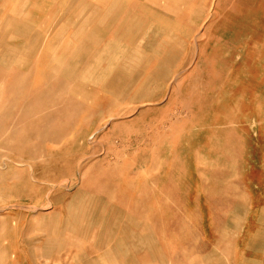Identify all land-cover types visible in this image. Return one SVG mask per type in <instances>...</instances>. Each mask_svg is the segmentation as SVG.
I'll return each mask as SVG.
<instances>
[{
  "label": "rangeland",
  "instance_id": "rangeland-1",
  "mask_svg": "<svg viewBox=\"0 0 264 264\" xmlns=\"http://www.w3.org/2000/svg\"><path fill=\"white\" fill-rule=\"evenodd\" d=\"M203 14L179 31L190 38H178L162 81V61L144 65L137 54L120 71L96 64L106 78L79 80L76 93L24 77V63L0 65V222L52 211L79 187L144 180L178 190L182 225L193 212L194 225L204 211L231 225L240 216L264 258V0H209Z\"/></svg>",
  "mask_w": 264,
  "mask_h": 264
},
{
  "label": "crops",
  "instance_id": "crops-1",
  "mask_svg": "<svg viewBox=\"0 0 264 264\" xmlns=\"http://www.w3.org/2000/svg\"><path fill=\"white\" fill-rule=\"evenodd\" d=\"M208 1L0 0V65L14 69L12 65L24 63V77L47 80L49 88L57 80L60 89L62 84L76 93L82 88L79 80L106 78L92 73L96 64H102L99 70L118 65L120 71L119 64L134 62L137 54L144 65L162 61L157 77L162 81L177 62L178 38H190L178 36V16L188 23ZM147 9L155 14L148 28ZM171 27L177 36L163 48L171 45L174 52L166 58L155 50L159 57L153 59L148 45L158 47L161 29ZM111 182L61 195L49 212L7 215L0 222V264H264L258 238L241 229L240 216L231 225V216L213 210L206 217L204 211L202 222L194 225L193 212L191 222L182 225L176 220L177 189H163L161 183L148 189L144 180L136 187L115 188L119 184ZM191 195L185 193L187 207Z\"/></svg>",
  "mask_w": 264,
  "mask_h": 264
},
{
  "label": "bare ground",
  "instance_id": "bare-ground-1",
  "mask_svg": "<svg viewBox=\"0 0 264 264\" xmlns=\"http://www.w3.org/2000/svg\"><path fill=\"white\" fill-rule=\"evenodd\" d=\"M127 1V0H126ZM198 1V0H197ZM207 2V1H206ZM237 3V2H236ZM222 4V3H221ZM220 4V5H221ZM124 5H125V3H124ZM215 5V4H214ZM137 6V5H136ZM211 8V7H210ZM216 8V7H215ZM129 9H131V8H129ZM204 9V8H203ZM125 10V9H124ZM205 10V9H204ZM210 10V9H209ZM131 11V10H130ZM134 12V11H133ZM146 16H145V19H146V25L148 24V23H151V24H153V22H151L154 18H155V14L154 13H150L149 12V9H147L146 10ZM204 12H202L201 14H203ZM229 15V14H228ZM127 16H128V14H127ZM203 16H204V14H203ZM130 17H131V14H130ZM182 16H178V18H181ZM227 17V16H226ZM137 18V17H136ZM191 18H192V15H190V17H189V20H190V22H191ZM149 19L151 20V21H149ZM176 19V18H175ZM182 21V23H183V20H181ZM185 22V21H184ZM190 22H188V23H190ZM221 22H223V20L221 21ZM116 23V22H115ZM162 23H164V22H162ZM170 23H171V21H166L165 22V24H167V25H170ZM181 22H179L178 21V23H177V25H175L180 31H182V30H185V31H187V27H186V25H187V23L186 24H182ZM224 23H226V22H224ZM179 24H182V25H184V26H179ZM219 24V23H218ZM217 24V25H218ZM133 25V24H132ZM223 26V25H222ZM147 28H148V25H147ZM151 29V31H150V35H151V37L153 36L154 37V31L152 30V27H149V30ZM195 29V28H194ZM166 30H168V29H166V28H164L163 30L161 29V31H160V33L162 34V32H165ZM200 31V30H199ZM186 34V33H185ZM175 36H177V34H176V32H175V34H174V37ZM178 36H179V34H178ZM190 36V35H189ZM194 37V36H193ZM148 39V38H147ZM152 39V38H151ZM155 40H157V39H155V37H154V41ZM161 40H162V38H161ZM172 40V39H171ZM170 40V37H166V39H163L162 41H163V43H161V44H159V46H162V48H163V46H164V44H166L167 42H170L171 41ZM186 40V39H185ZM115 42H116V40H115ZM147 43H148V41H147ZM159 46L158 47H155L156 49H154V46H152L151 44L150 45H148V47H147V50L148 51H150L153 55H154V57H159V55H155V50H157V51H159L161 48H159ZM116 49V48H115ZM154 49V51L152 52V50ZM152 55V56H153ZM7 63V62H6ZM114 63V66H115V63H119V61H114L113 62ZM149 63V62H148ZM147 63V64H148ZM5 66H6V64H4ZM152 70H155L154 68H152ZM156 79H159V78H156ZM100 80V79H99ZM101 81V80H100ZM99 83V82H98ZM159 85H161V83L159 84ZM168 88H169V86H168ZM146 104H147V102H146ZM79 144V143H78ZM12 214V213H11ZM14 215V214H13ZM29 223V222H28ZM6 224H7V222H6ZM27 224V223H26ZM28 225V224H27ZM26 225V226H27ZM26 226H25V228H26ZM26 241V240H25ZM20 245V244H19Z\"/></svg>",
  "mask_w": 264,
  "mask_h": 264
}]
</instances>
